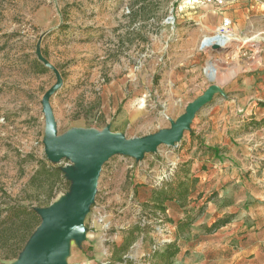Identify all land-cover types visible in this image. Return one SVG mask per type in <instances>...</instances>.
I'll return each instance as SVG.
<instances>
[{"label":"rangeland","instance_id":"1","mask_svg":"<svg viewBox=\"0 0 264 264\" xmlns=\"http://www.w3.org/2000/svg\"><path fill=\"white\" fill-rule=\"evenodd\" d=\"M200 3L0 0L2 207L9 197L25 207L45 208L70 187L63 173L44 175L42 187L30 186L42 164L58 170L70 164L53 165L44 153L41 102L57 80L38 66L40 40L44 57L64 80L51 100L59 135L110 124L128 138L143 137L169 128V119H178L213 84L228 96L218 95L202 109L176 147H160L141 162L117 156L104 166L96 204L85 221L87 239L81 248L73 244L70 264H165L167 247L187 239L190 226L214 198L194 194L198 179L191 170L198 153L214 151L208 140L218 139L227 127H258L259 122L249 121L258 115H247L240 78L254 76V91L264 86V0ZM226 20L232 23L226 34L232 36L229 49L202 47L207 37L222 34ZM210 68L217 73L212 78ZM186 188L191 193L179 201ZM161 192L176 197L164 205L172 202L183 215L174 221L175 230L166 226L167 213L155 206ZM172 237L177 240L167 241ZM6 255L0 249V256Z\"/></svg>","mask_w":264,"mask_h":264},{"label":"crops","instance_id":"2","mask_svg":"<svg viewBox=\"0 0 264 264\" xmlns=\"http://www.w3.org/2000/svg\"><path fill=\"white\" fill-rule=\"evenodd\" d=\"M240 81L247 115H258L249 121L259 122L258 127H227L218 139L208 140L214 151L206 148L196 156L191 170L198 179L194 194L207 192L214 198L190 226L187 239L178 240L175 264H264V86L254 91V76ZM254 98L258 104L250 103ZM173 205H166V226L175 230L174 221L183 215ZM222 220L228 221L214 229Z\"/></svg>","mask_w":264,"mask_h":264},{"label":"water","instance_id":"3","mask_svg":"<svg viewBox=\"0 0 264 264\" xmlns=\"http://www.w3.org/2000/svg\"><path fill=\"white\" fill-rule=\"evenodd\" d=\"M212 49L221 50V47L212 44ZM36 56L57 80L41 102L45 118L44 153L53 165L64 160L70 163L61 168L70 187L50 206L33 208L41 223L12 264H70L73 244L81 248L87 239L85 221L96 204L104 166L117 156L141 162L147 155L158 153L160 147H176L185 134L191 132L192 124L202 109L211 104L216 96L226 99L228 96L220 85L213 84L189 103L178 119H169V128L143 137L128 138L123 133L113 132L110 124L103 130L73 128L59 135L51 100L62 90L64 80L58 69L44 57L41 40L36 47ZM210 70L209 77L212 78L214 69Z\"/></svg>","mask_w":264,"mask_h":264},{"label":"trees","instance_id":"4","mask_svg":"<svg viewBox=\"0 0 264 264\" xmlns=\"http://www.w3.org/2000/svg\"><path fill=\"white\" fill-rule=\"evenodd\" d=\"M38 66L40 70L44 72L45 67L40 62H38ZM44 175L59 178V176L62 175V172L61 169L58 170L48 167L47 164L44 163L36 172L30 186L37 188L42 187L43 179L41 178ZM190 193L191 190L186 188L184 192L178 196V200L182 201L185 197L189 196ZM7 198L9 200L5 202L6 207L0 206V249L7 250L6 256H0V264H5L3 261H15L30 236L41 223L37 213L33 210L34 207H25L16 203L14 200H11L9 197ZM175 199L176 197L174 195H168L165 192H161L158 194V202H156L155 206L162 213H165L166 206L164 203ZM13 201L15 204H12ZM227 221L228 220L219 221L213 226V228L215 229L218 226L227 223ZM178 252L179 248L176 244L169 245L163 257L165 264H172Z\"/></svg>","mask_w":264,"mask_h":264},{"label":"bare ground","instance_id":"5","mask_svg":"<svg viewBox=\"0 0 264 264\" xmlns=\"http://www.w3.org/2000/svg\"><path fill=\"white\" fill-rule=\"evenodd\" d=\"M231 43H232L231 35L216 34L215 36L207 37L202 47H204L205 49H211L212 44H219L221 47L220 51H227V49H229V46H231ZM216 75H217L216 71H213L212 76H216Z\"/></svg>","mask_w":264,"mask_h":264},{"label":"built area","instance_id":"6","mask_svg":"<svg viewBox=\"0 0 264 264\" xmlns=\"http://www.w3.org/2000/svg\"><path fill=\"white\" fill-rule=\"evenodd\" d=\"M202 4V5H209V6H212V5H222L226 2V0H199ZM231 21H228L226 20L221 28V32L222 34L221 35H226L228 33V30H230L231 28Z\"/></svg>","mask_w":264,"mask_h":264}]
</instances>
